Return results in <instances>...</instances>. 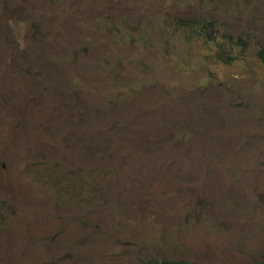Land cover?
<instances>
[{
	"label": "rangeland",
	"instance_id": "obj_1",
	"mask_svg": "<svg viewBox=\"0 0 264 264\" xmlns=\"http://www.w3.org/2000/svg\"><path fill=\"white\" fill-rule=\"evenodd\" d=\"M259 50L264 0H0V264H262Z\"/></svg>",
	"mask_w": 264,
	"mask_h": 264
},
{
	"label": "trees",
	"instance_id": "obj_2",
	"mask_svg": "<svg viewBox=\"0 0 264 264\" xmlns=\"http://www.w3.org/2000/svg\"><path fill=\"white\" fill-rule=\"evenodd\" d=\"M184 27L186 28H190V29H195L197 35L201 36L202 39L204 40V42L206 44H212L214 42L213 37H211L210 35H208V29L209 27L207 26V23H194L191 25H184ZM223 48L221 47V50H217L215 52V54L217 55L215 58L219 59V60H223V61H227L230 62L231 57L227 54L223 52ZM258 57L261 60H264V51L259 50L258 52ZM264 259V258H263ZM145 264H195L193 262H188L185 260H174V259H151L149 261H147ZM262 264H264V260L262 262Z\"/></svg>",
	"mask_w": 264,
	"mask_h": 264
}]
</instances>
